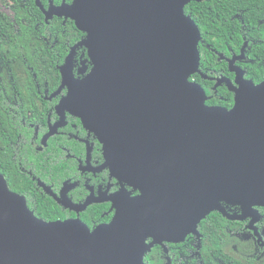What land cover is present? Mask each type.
I'll return each instance as SVG.
<instances>
[{
	"label": "water",
	"instance_id": "1",
	"mask_svg": "<svg viewBox=\"0 0 264 264\" xmlns=\"http://www.w3.org/2000/svg\"><path fill=\"white\" fill-rule=\"evenodd\" d=\"M203 1L50 4L45 21H73L93 63L76 81L66 59L63 105L115 148L111 163L142 193L89 231L77 220L37 219L0 175V264H145L158 227L159 239L179 231L182 240L219 202L264 207V82L240 88L227 111L207 108L189 81L200 34L184 8Z\"/></svg>",
	"mask_w": 264,
	"mask_h": 264
},
{
	"label": "flooded vegetation",
	"instance_id": "2",
	"mask_svg": "<svg viewBox=\"0 0 264 264\" xmlns=\"http://www.w3.org/2000/svg\"><path fill=\"white\" fill-rule=\"evenodd\" d=\"M40 2L43 11L37 7L28 24L32 40L42 46L30 45L29 57H35L38 69L26 102L6 99L11 119L3 126V145L29 182L6 180L3 164L0 175L37 219L77 220L93 231L110 224L118 207L142 192L111 163L115 148L63 105L68 86L62 83L61 67L66 59L76 81L91 72L93 63L82 45L86 34L73 21L57 15L45 21L50 4L67 2ZM184 13L200 34L199 64L189 81L202 89L207 108L230 111L240 88L264 82V0L191 2ZM5 89L15 91L0 86ZM156 231V239L145 240V264H264V207L219 202L182 240L179 231L170 240L159 239V227Z\"/></svg>",
	"mask_w": 264,
	"mask_h": 264
},
{
	"label": "trees",
	"instance_id": "3",
	"mask_svg": "<svg viewBox=\"0 0 264 264\" xmlns=\"http://www.w3.org/2000/svg\"><path fill=\"white\" fill-rule=\"evenodd\" d=\"M41 1L46 3V0ZM61 1L54 0L57 4ZM65 1L71 2V0ZM0 3H2L0 5V75L2 78L0 86L15 87V91L10 89L0 91V164H3L6 180L8 177L17 178L23 185H27L29 179L16 168L18 160H13L12 154H9L3 145V126L7 125L11 119L9 114L11 110L5 104L6 99L20 98L26 102L29 98V87L33 85L32 73L37 72L38 69L35 57H29V53L32 52L30 45L33 43L37 48L41 44L32 40V31L30 32L28 24H31L32 15L39 10L35 0H1ZM15 25L18 26V30ZM45 68L50 70L48 65Z\"/></svg>",
	"mask_w": 264,
	"mask_h": 264
},
{
	"label": "rangeland",
	"instance_id": "4",
	"mask_svg": "<svg viewBox=\"0 0 264 264\" xmlns=\"http://www.w3.org/2000/svg\"><path fill=\"white\" fill-rule=\"evenodd\" d=\"M1 1V0H0ZM0 5H2V3H0ZM4 8V7H3ZM0 9H1V7H0Z\"/></svg>",
	"mask_w": 264,
	"mask_h": 264
}]
</instances>
